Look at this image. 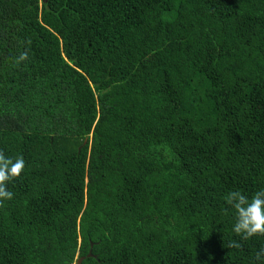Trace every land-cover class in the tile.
Wrapping results in <instances>:
<instances>
[{"label":"trees","instance_id":"trees-1","mask_svg":"<svg viewBox=\"0 0 264 264\" xmlns=\"http://www.w3.org/2000/svg\"><path fill=\"white\" fill-rule=\"evenodd\" d=\"M0 150V264H264V0H0Z\"/></svg>","mask_w":264,"mask_h":264},{"label":"clouds","instance_id":"clouds-1","mask_svg":"<svg viewBox=\"0 0 264 264\" xmlns=\"http://www.w3.org/2000/svg\"><path fill=\"white\" fill-rule=\"evenodd\" d=\"M27 59L28 52H21L15 58V64L19 66L22 61ZM24 169L25 159L23 156L13 159L10 156H5L4 151L0 150V204L13 199L14 193L8 189V184L20 178ZM224 199L236 213L233 232L237 236L248 240L253 236L264 235V190L255 192L251 198L239 190H233L229 191ZM241 246L236 240H230L228 243L229 248H240ZM262 257H264V248L256 254L257 260H261Z\"/></svg>","mask_w":264,"mask_h":264},{"label":"rangeland","instance_id":"rangeland-1","mask_svg":"<svg viewBox=\"0 0 264 264\" xmlns=\"http://www.w3.org/2000/svg\"><path fill=\"white\" fill-rule=\"evenodd\" d=\"M149 59L147 61H145L144 63H142L139 67V70L143 69L148 63H149Z\"/></svg>","mask_w":264,"mask_h":264},{"label":"water","instance_id":"water-1","mask_svg":"<svg viewBox=\"0 0 264 264\" xmlns=\"http://www.w3.org/2000/svg\"><path fill=\"white\" fill-rule=\"evenodd\" d=\"M83 143H84V142H83ZM80 260H81V259H77L75 263H76V264H79Z\"/></svg>","mask_w":264,"mask_h":264}]
</instances>
